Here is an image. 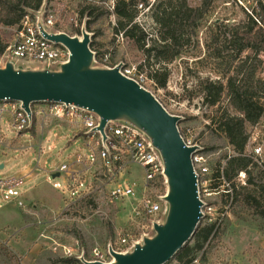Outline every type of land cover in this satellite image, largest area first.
<instances>
[{"label":"rangeland","instance_id":"374dc122","mask_svg":"<svg viewBox=\"0 0 264 264\" xmlns=\"http://www.w3.org/2000/svg\"><path fill=\"white\" fill-rule=\"evenodd\" d=\"M82 1L44 0L43 5L58 11L59 21L56 27L67 33L70 32L72 25L79 27L78 36H80L81 29L85 28V18L80 23L78 20ZM86 1L101 5L104 10L112 12L114 0L104 3L100 0ZM160 1L162 0L138 1L136 6L135 21L149 34V37L155 39L159 38L158 27L152 20V13ZM186 1L193 7L200 3V0ZM253 5L254 3L250 0H219L213 5L214 12L206 23H197L195 28L189 27L185 30L184 39L188 40L182 38L179 56L169 62L161 60L162 62L157 64H153L154 57L149 58L151 68L144 63L143 53L137 50L129 40L123 39L121 34L116 37L113 35L116 20L113 14L101 16L91 25L93 29L99 31L94 41L99 51L105 53L102 60L107 55L110 63L112 58L114 64L123 63L127 67L143 65L145 71L147 69L153 71V69H161L160 66H165L168 71L166 87L159 88L143 76L144 88L153 93L170 114L180 117L179 132L183 138L195 141L203 147L207 165L213 172L217 163L223 162L225 156L232 154L224 135L210 122V118L217 114V109L231 111L228 98L223 96L218 107H210L203 102L201 96L189 98L188 95L191 91L197 90L199 79L215 80L218 78L217 72H224L223 68H217L215 65V61L218 60L210 56L209 41L206 37L208 23L212 20L217 23L237 21L244 17L241 11L245 10L249 13ZM233 15H236L235 19L231 18ZM226 18L229 20L227 21ZM16 27L0 24V35L7 44L14 41ZM260 58H263L262 54ZM95 65L103 64L95 61ZM259 75L264 76V71H261ZM260 125H264V117ZM246 129L249 134L251 127L247 126ZM13 156L8 155L12 158ZM16 160L12 159L10 164L17 162ZM128 169L126 178L136 179L140 183L143 177L142 168L137 164H131ZM255 171L258 172L257 169ZM254 175L255 182L264 186V175L256 173ZM46 176L44 172L39 171L33 180L24 186L29 191L28 196L22 200L24 207L15 206L16 200L12 202L0 200V219L4 222L9 220L11 226L17 224L15 228L29 224L34 237L32 243L26 244V248L29 247V249L19 246L14 250L12 243L7 242L8 239L0 240V264H83L79 260L81 255L85 260L95 261L97 257L93 255V249H97L102 255L106 254L109 246L118 250L121 248L119 237L141 232L142 225L149 223L148 217H142L137 222L133 221L132 213L137 205L136 202L109 199L107 193L111 183L103 184L101 170L94 173V178H97L94 181L96 193L90 197L76 199L72 204L69 202L71 205L67 208L63 207L61 189L63 175L55 179H48ZM235 181L238 182L236 178ZM55 183L61 187L58 188ZM222 188L225 187L222 186ZM140 190L141 188L137 193ZM165 193V184H157L150 192V197L152 200H157L156 195L163 196ZM223 194L221 192L212 200H216L217 205H224L226 214L216 229V236L205 247V249H209L210 246L212 248L205 255L204 264H264V219L241 202H232L231 199L224 202ZM137 196L138 198L141 196L140 192ZM34 197L41 201L38 202L37 209L32 210L28 199ZM262 201L264 203V198ZM18 222H20L19 225ZM201 223L205 222L201 221ZM63 246L71 247L73 254L66 256ZM29 250L31 252L28 254ZM167 264H176V261L172 260Z\"/></svg>","mask_w":264,"mask_h":264},{"label":"built area","instance_id":"2783aa9c","mask_svg":"<svg viewBox=\"0 0 264 264\" xmlns=\"http://www.w3.org/2000/svg\"><path fill=\"white\" fill-rule=\"evenodd\" d=\"M40 9L21 18L16 27L14 41L7 44L1 54V65L10 59L22 67L57 69L60 63L67 61L70 54L68 49L46 39L37 25L38 13L41 12L43 28L49 33L59 32L55 29L59 21L58 11L45 5ZM107 60L108 56L105 55L102 66L118 65H110ZM120 64V72L124 76L134 79L144 87L143 75L137 74L135 66ZM98 125V116L78 105L60 101H39L31 103L27 113L20 101L1 99L0 157L14 155L9 158L17 159L12 165H20L21 173H5L2 165L0 196L5 202L16 200L18 207H24L20 197L21 189L42 171L48 179L63 175L62 187L58 183L55 185L61 187L63 207L67 208L76 199L96 193L94 181L97 178H94V173L101 170L103 184L111 183L107 193L109 199L136 202L132 213L133 221L137 222L142 217L149 218V223L142 225L141 232L119 237L121 248L115 251L125 252L135 242L140 241L142 236L150 235L153 222L161 221L164 216L163 196L156 195L157 200L150 197L155 185L165 184L163 167L157 150L140 130L126 123L109 120L101 133ZM180 135L182 136L181 133ZM183 141L188 146L198 148L191 155V164L196 177L197 196L201 201L200 222L214 224L216 229L225 217L226 207L217 205L216 200H212L221 192H226L222 188L224 185L221 184L220 177L209 170L203 147L190 139L183 138ZM263 147L264 125L257 124L249 131L245 152L252 164L264 175ZM131 164H137L143 170L140 183L125 176ZM236 180L244 185L245 171H239ZM139 188L141 196L138 198ZM111 248L113 249L112 246ZM63 250L68 257L73 254V249L69 246H63ZM93 255L97 257L95 261L108 263L111 260L108 251L102 255L97 249H93Z\"/></svg>","mask_w":264,"mask_h":264},{"label":"trees","instance_id":"16d2710c","mask_svg":"<svg viewBox=\"0 0 264 264\" xmlns=\"http://www.w3.org/2000/svg\"><path fill=\"white\" fill-rule=\"evenodd\" d=\"M100 1L104 3L109 0ZM138 1L144 0H114L112 12L104 10L96 3L82 1L78 20L80 23L85 18V30L91 33L93 39L89 47L95 53L94 59L99 64L105 53L100 52L96 47L94 38L99 31L93 29L91 25L101 16L111 14L115 16L113 35L116 37L121 34L123 39L129 40L143 53L144 63L150 67L149 58L154 57L153 64L160 63L161 60L169 62L177 58L180 54L179 47L185 38V30L189 27L195 28L197 23H206L214 12L213 5L219 0H200L199 5L194 7L186 0L160 1L152 13V20L158 27V39L149 37V34L135 21ZM250 1L254 5L249 13L245 10L241 11L244 14L243 18L231 23L223 21L217 23L215 20L208 23L206 37L209 41L210 56L218 60L215 61V65L217 68H223L224 72H217L218 78L215 80L199 79L197 90L191 91L188 97L199 95L210 107L219 105L223 96L228 98L231 111L217 109V114L210 118V122L224 135L232 154L225 156L223 162L217 163L214 173L220 177L221 184L225 187L224 202H227V199L241 202L264 219L262 201L264 186L255 182L254 175V173L259 175L262 173L252 164L245 152L248 139L246 127L260 124L264 117V76L259 75L264 71V1ZM43 3L44 0H0V24L7 27L17 26L25 14L38 11ZM235 17L236 15H233L231 18L235 19ZM55 29L67 33L58 26ZM67 34L79 35V27L72 25ZM6 46L7 43L0 35V55ZM261 54L263 58H260ZM113 64L111 58L110 65ZM160 68L145 71L143 65H140L136 67V71L157 87L165 88L168 71L164 65ZM256 169L258 172L255 171ZM239 171L246 173L244 185L235 181ZM216 229L214 224L199 222L192 237L169 262L174 260L176 264H196L197 261V264L199 262L204 264L205 255L212 248L210 246L209 249H205V247L216 236Z\"/></svg>","mask_w":264,"mask_h":264},{"label":"water","instance_id":"95a60500","mask_svg":"<svg viewBox=\"0 0 264 264\" xmlns=\"http://www.w3.org/2000/svg\"><path fill=\"white\" fill-rule=\"evenodd\" d=\"M41 15L39 12L37 20L40 32L46 39L66 47L69 57L57 69L22 67L7 59L0 64V100L20 101L27 113L30 104L39 101L78 105L98 116L101 133L109 120L132 125L157 150L165 178L164 216L153 222L150 235L142 236L125 252L109 246L108 263L83 257L79 260L83 264L168 263L192 237L201 218V201L191 164L197 146L185 144L178 129L180 117L170 114L148 89L124 76L120 72L122 64L95 65V53L89 47L91 34L85 28L80 36L62 31L49 33L43 28Z\"/></svg>","mask_w":264,"mask_h":264},{"label":"crops","instance_id":"0c3cea01","mask_svg":"<svg viewBox=\"0 0 264 264\" xmlns=\"http://www.w3.org/2000/svg\"><path fill=\"white\" fill-rule=\"evenodd\" d=\"M10 161H11V158H9V157L6 158L5 156H2V159L0 160V163L3 165L2 171L5 173H12V172L16 171V172H19V174H20L21 173L20 165H15V167H14L13 165L10 164ZM30 182H27L26 184H24V186ZM24 186L22 187L21 194H20V197H22V199H25L26 196H28L27 194H29L28 193L29 191L26 190V188H24ZM32 187H33V185H32ZM0 200H2L1 196H0ZM28 200H30L29 205H31L30 208L32 210L37 209L38 202L41 201V200H38L36 197H34L33 199L29 198ZM9 202H12V201H9ZM14 205L17 206L16 204H14ZM29 205H28V207H29ZM18 208H20V207H18ZM16 216L18 217V215H16ZM23 221H25L24 218H23ZM19 223L20 222H18V225H19ZM16 225L17 224H14L13 226H11L9 224V220H6L4 222V220L0 219V240H2V239L7 240L8 239L7 242L12 243V248L14 250L18 249L19 246L26 248V244L32 243L31 241L34 240L33 230L30 228V226H28L29 224L26 223L25 226L15 228ZM27 248L29 249V247H27ZM30 252L31 251L29 250V252H27V253L29 254Z\"/></svg>","mask_w":264,"mask_h":264}]
</instances>
